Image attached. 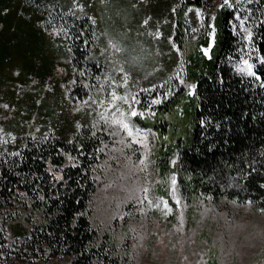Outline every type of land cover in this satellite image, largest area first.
<instances>
[{"label": "rangeland", "instance_id": "obj_1", "mask_svg": "<svg viewBox=\"0 0 264 264\" xmlns=\"http://www.w3.org/2000/svg\"><path fill=\"white\" fill-rule=\"evenodd\" d=\"M24 1L25 12L5 28L15 37L5 34L0 56V150L59 130L65 138L82 129L99 136L102 160L93 173L90 223L99 237L115 242L126 264H264V211L224 197L186 200L176 156L169 159L170 170L158 157L174 137H160L152 125L153 104L178 86L193 94L187 51L204 36L214 42L224 0H201L200 9L188 0ZM229 4L223 7L234 9L233 30L246 47L236 66L241 73L242 59L252 62L254 56L259 0ZM33 7L39 17L29 19ZM84 20L95 27L87 42L76 29ZM177 20L182 47L174 40ZM113 92L126 99L113 101ZM130 106L142 115L130 116ZM182 110L177 108L180 117ZM122 116L140 135L129 137L113 122ZM173 127L183 133L180 124ZM5 226L11 264H69L68 256L48 261L28 256L22 240L27 225L18 219Z\"/></svg>", "mask_w": 264, "mask_h": 264}, {"label": "trees", "instance_id": "obj_2", "mask_svg": "<svg viewBox=\"0 0 264 264\" xmlns=\"http://www.w3.org/2000/svg\"><path fill=\"white\" fill-rule=\"evenodd\" d=\"M188 2L199 9L204 6L201 0ZM258 6L252 63L259 78L237 72L246 47L233 30L234 9L221 7L214 23V42L204 36L195 49L187 51L186 75L196 86L193 94L178 86L151 106L156 119L153 129L160 137H174L159 152L162 168L171 169L169 159L174 154L186 200L224 197L264 209V64L260 62L264 0ZM180 26L177 20L174 40L182 47ZM76 29L85 42L95 31L88 20L79 22ZM78 55L84 56V49ZM176 123L183 133L174 131ZM101 140L86 129L75 131L72 138L59 130L30 138L16 149L0 150V264L12 263L5 225L18 219L27 225L22 240L28 256L43 261L68 256L69 264H126L115 242L99 237L90 223Z\"/></svg>", "mask_w": 264, "mask_h": 264}, {"label": "snow or ice", "instance_id": "obj_3", "mask_svg": "<svg viewBox=\"0 0 264 264\" xmlns=\"http://www.w3.org/2000/svg\"><path fill=\"white\" fill-rule=\"evenodd\" d=\"M224 5H229V0H224V4L223 5H219L220 7H223ZM237 19H239V17H237ZM145 23H147V21H145ZM243 25V21H241V26ZM235 27V26H234ZM244 31L248 32V36H247V39L251 40L252 38V34L251 32L248 30V29H244ZM213 32H214V28H213ZM204 53L207 55L208 54V49L205 48L204 49ZM260 62L262 64H264V57L261 58ZM242 67L239 68V71L241 73H247L248 75H251L253 77H257V72L255 70V66L252 62H250L248 59H242ZM259 78V77H257ZM181 84H184L185 81L181 80L180 81ZM188 87L190 89H195V85H188ZM117 99H126L125 97H117L115 92L112 93V100L115 101ZM132 99L134 101H136L137 103L139 102L138 100H136V97H132ZM153 103H159L158 100H154ZM129 115L132 116V117H136L137 115H142V113H138L137 110L134 108V107H131L130 106V109H129ZM114 123H118L121 125V127L127 132V135L129 137H136L138 135H140V129L139 128H136V126L130 121V120H127V119H124L123 116L120 120H114L113 121ZM176 181L173 180V184H175ZM165 207H167V204H165ZM262 211H264V209H262Z\"/></svg>", "mask_w": 264, "mask_h": 264}, {"label": "crops", "instance_id": "obj_4", "mask_svg": "<svg viewBox=\"0 0 264 264\" xmlns=\"http://www.w3.org/2000/svg\"><path fill=\"white\" fill-rule=\"evenodd\" d=\"M29 3H25L24 0H0V56L3 54V40L6 38L5 34H8V38L12 39L14 38V31L9 32L7 31L5 33V28L12 24L14 21L18 20L17 17L22 15V12H25L27 6ZM32 7V6H31ZM33 9V15L32 14H28L26 15V17H28L29 19L31 17H39V10L36 9L35 7L32 8ZM21 11V13H20ZM38 12V13H37ZM21 14V15H20ZM29 19H26L29 20ZM25 22V21H24ZM16 45L17 42H12V45Z\"/></svg>", "mask_w": 264, "mask_h": 264}]
</instances>
